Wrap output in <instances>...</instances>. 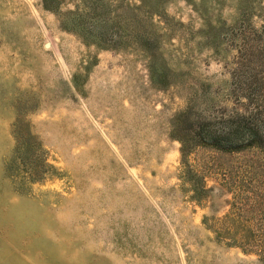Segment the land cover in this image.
<instances>
[{"label":"rangeland","instance_id":"374dc122","mask_svg":"<svg viewBox=\"0 0 264 264\" xmlns=\"http://www.w3.org/2000/svg\"><path fill=\"white\" fill-rule=\"evenodd\" d=\"M257 148L264 0H0V264H264L210 228Z\"/></svg>","mask_w":264,"mask_h":264},{"label":"trees","instance_id":"16d2710c","mask_svg":"<svg viewBox=\"0 0 264 264\" xmlns=\"http://www.w3.org/2000/svg\"><path fill=\"white\" fill-rule=\"evenodd\" d=\"M237 128L241 129L242 126ZM256 131L254 128L245 127L240 138L219 139L217 146L221 147L220 149L231 150L228 154L234 155L237 152L231 149V145L238 148L252 143L254 139L260 144ZM203 140H206V137H203ZM188 153L189 151L181 149L182 157H186ZM218 153L222 154L219 159L223 160L224 154ZM47 168L49 170H46L45 174L50 173L51 167ZM214 168L215 174L220 177L218 184L228 192L230 200L228 211L221 218L212 220L213 225L210 228L218 240L228 241V246L238 248L245 254L255 255L264 261V150L257 148L247 151L242 157L239 156L236 162H220ZM203 172L192 171L190 167L186 171V174L193 178L187 182L193 193L192 200L195 202H200L208 192Z\"/></svg>","mask_w":264,"mask_h":264}]
</instances>
